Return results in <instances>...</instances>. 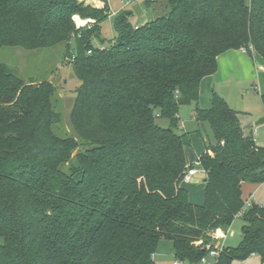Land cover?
Segmentation results:
<instances>
[{"label":"trees","instance_id":"obj_1","mask_svg":"<svg viewBox=\"0 0 264 264\" xmlns=\"http://www.w3.org/2000/svg\"><path fill=\"white\" fill-rule=\"evenodd\" d=\"M101 1L0 0V51L67 45L81 82L75 136L62 138L55 86L27 84L0 62V264H156L164 242L180 262L215 250V264L264 263V207L246 210L243 198L244 185L264 183V147L218 94L198 105L220 55L245 49L264 62V0H165L169 13L140 26L119 12L117 39L104 49L93 43H105L110 17ZM76 15L92 22L77 29ZM193 102L216 139L198 159L202 205L183 185L196 168L191 134L178 131L180 108ZM241 211V244L220 250L217 231Z\"/></svg>","mask_w":264,"mask_h":264},{"label":"rangeland","instance_id":"obj_2","mask_svg":"<svg viewBox=\"0 0 264 264\" xmlns=\"http://www.w3.org/2000/svg\"><path fill=\"white\" fill-rule=\"evenodd\" d=\"M79 1L85 4V6H88L89 3L87 4V2L90 0ZM121 1L122 0H111L112 5H114L115 8H119L124 5ZM136 5L137 6L135 7L132 6L134 8L133 11H130L129 16V22L134 26L136 24L141 25L146 19H151V21L155 20L161 16L167 15L170 11L166 1H163L162 4L148 7L145 5L144 0H142ZM94 8L101 9L97 7ZM124 12L127 13L128 11ZM146 12L148 13V18L145 16ZM115 17L116 14L114 15L110 13V17L102 23V37L105 39V43L101 45L99 41L94 40L93 43L96 47L104 49L111 46L112 43L116 41L117 33L114 28V22L116 20ZM73 19L77 29L83 28L89 22H92L91 19L85 20L78 15L74 16ZM72 40L74 46V36H72L71 42ZM66 46L67 45H59L51 49L34 52L26 51L18 47H5L0 51V62L4 64L14 75L24 80L25 83L40 85L44 81H49L55 86L56 96L54 98V103L56 111L61 115V122L55 126L54 130L55 133L62 138L75 136L71 124V112L76 100L77 90L81 86V82L78 80L72 65L75 60V51L68 56ZM66 56L68 57L66 58ZM252 85L253 84L251 82L243 83L241 85L239 84L242 88H236V90H240L242 96L236 97L237 94L234 92L235 89H233V98H229V96H227V99H229L228 104L232 109L240 108L244 112L247 111V113H249L248 117L255 118L254 124H256L260 120L264 119V104L261 93L259 94L258 91H255ZM232 99H234V101ZM196 107V102H193L189 106L187 105L182 107L180 113V125L187 133L191 134L192 138V147L188 149V157L191 163L195 165L198 173L193 182L183 185L186 189H188L187 191L189 193L190 201L193 204L202 205L205 199V182L202 176L205 171L201 168L198 159L204 154V152H206V146L210 147L211 145L216 144V139L208 123L201 125L196 121ZM157 124L162 127H166L168 125V120L159 119ZM181 126L178 130L180 133L182 132ZM255 131L257 145L264 147V123L259 126H255ZM244 186L247 188L243 190L244 198L249 199V202L246 203L245 209L248 210V207L252 204V202L264 207V183L261 185L246 184ZM244 223L245 222L242 217L236 218L232 224V229L226 233V238L223 231L219 230V232H217L216 235L221 238L219 243L220 250L224 246L226 248L234 249L239 247L242 241V227ZM232 230L233 234L231 232ZM223 239L225 240L222 241ZM3 244L4 239L0 237V246ZM169 250H172V244L165 242L162 243L155 255V263L175 264L176 261H179L175 259L174 255L168 252ZM212 259L216 260L214 258ZM209 260L210 263L208 264H215L213 260ZM180 263L190 264L188 262ZM234 264L264 263H262L259 256H251L245 261L236 262Z\"/></svg>","mask_w":264,"mask_h":264},{"label":"crops","instance_id":"obj_3","mask_svg":"<svg viewBox=\"0 0 264 264\" xmlns=\"http://www.w3.org/2000/svg\"><path fill=\"white\" fill-rule=\"evenodd\" d=\"M140 1L142 0H139L137 3H139ZM144 2L146 6L151 7L154 5L162 4L163 1L154 2L153 0H150L149 2H147V0H144ZM88 3L89 5L93 7H97L101 9L104 8L105 6V3L99 0L98 1L90 0L87 2V4ZM136 4L129 5V6H126L124 4L125 6L123 5L122 7L115 8L114 5H112L111 0H108L109 11L111 14H114V15L118 14L119 12H123V11H128L127 13H130V11H133V8L137 6ZM145 14H146L145 16L148 18V13L146 12ZM149 22H151V19H146L141 25H144ZM135 26H140V25L136 24ZM247 82L248 83L251 82L253 84L252 87L254 88V90L258 91L259 94L261 93V95H264V85H263L264 84V62L255 54L250 55L249 53L247 54L240 50L228 51L218 57V71L214 75L204 78L203 81L201 82L198 105L202 109L209 108L210 100H211L213 93H216L221 97L223 96L222 98L227 103H229V99H227L228 98L227 96H229V98L230 97L233 98L232 93L236 92L237 94L236 97H241L242 94L240 93V90H236V88H239V89L242 88L241 86H239V84L241 85ZM233 89H235L234 92L232 91ZM232 100L234 101V99ZM181 109L182 107L180 108V111H179V120H180ZM234 110H236L239 113L241 126L244 132L247 133L248 131L250 132L255 131V126H259L257 125L258 122L254 124L255 118L248 117L249 113H247V111L244 112L240 108L239 109L235 108ZM181 130L186 132L182 126H181ZM197 175L198 173L192 178L191 182H193L194 178L197 177ZM202 177L205 182L206 180L205 172L203 173ZM244 189H247V188L243 186V190ZM243 198H244V194H243ZM244 200H245V203L249 202L248 198H244ZM231 229H232V226L229 230ZM231 232L233 234V230ZM225 238H226V233H225ZM224 240L225 239H223L222 241ZM171 251L172 250H169L168 252L174 255L173 252ZM209 259L213 260L212 258H209ZM213 261L216 262V260H213Z\"/></svg>","mask_w":264,"mask_h":264},{"label":"built area","instance_id":"obj_4","mask_svg":"<svg viewBox=\"0 0 264 264\" xmlns=\"http://www.w3.org/2000/svg\"><path fill=\"white\" fill-rule=\"evenodd\" d=\"M139 0H122L121 2L124 3L126 6H129V5H134L138 2ZM154 2H159V1H165V0H153ZM242 52L246 53V50H241ZM91 53V52H89ZM197 174V170L196 169H192L190 170L187 175L184 177L183 179V184H189L191 183V180L192 178ZM244 215V211H241L238 213V215L236 216L237 218L238 217H241ZM219 232V231H217ZM217 234V233H216ZM216 238H219L217 235H215ZM219 256V252L218 251H215V250H212L209 254V256L207 257H204L200 263H203V264H208L210 263L209 262V258H214L216 259L217 257ZM175 264H181L180 261H176Z\"/></svg>","mask_w":264,"mask_h":264},{"label":"water","instance_id":"obj_5","mask_svg":"<svg viewBox=\"0 0 264 264\" xmlns=\"http://www.w3.org/2000/svg\"><path fill=\"white\" fill-rule=\"evenodd\" d=\"M264 123V119L263 120H260L258 123H257V125H260V124H263ZM253 204V206H255L256 204L255 203H252Z\"/></svg>","mask_w":264,"mask_h":264}]
</instances>
